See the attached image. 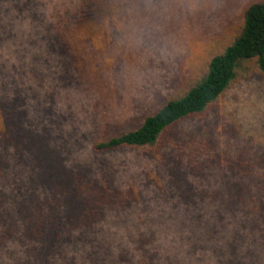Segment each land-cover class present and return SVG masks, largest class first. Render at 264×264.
I'll list each match as a JSON object with an SVG mask.
<instances>
[{
    "label": "rangeland",
    "instance_id": "obj_1",
    "mask_svg": "<svg viewBox=\"0 0 264 264\" xmlns=\"http://www.w3.org/2000/svg\"><path fill=\"white\" fill-rule=\"evenodd\" d=\"M130 1L116 33L105 28L92 33L101 27L87 26L73 35L78 49L58 57V31L71 29L61 24L46 33L40 54L23 49L39 53L41 46L16 42L7 59L12 66L0 69L3 93L25 89V119L37 123L40 134H58V146L48 139V149L39 146L42 151L121 188H144L135 205L111 209L100 225L96 237L106 249L102 264H133L138 239L153 233L158 238L148 245L159 247L164 261L167 250L173 256L171 238L180 234L175 225L197 223L191 210L200 213L209 194L235 183L233 164L264 155V75L259 74L235 82L206 117L180 122L160 149L93 151L98 137L137 126L222 48L248 4L264 0ZM37 65L44 67L43 75ZM62 73L64 79L58 76ZM47 115L56 117L54 123L42 127ZM72 129L80 134L65 132ZM192 226L184 230L191 233ZM72 246L77 262L90 261V244ZM120 252L127 254L125 260L118 259Z\"/></svg>",
    "mask_w": 264,
    "mask_h": 264
},
{
    "label": "trees",
    "instance_id": "obj_2",
    "mask_svg": "<svg viewBox=\"0 0 264 264\" xmlns=\"http://www.w3.org/2000/svg\"><path fill=\"white\" fill-rule=\"evenodd\" d=\"M128 3L131 1L0 0V69L12 66L7 59L16 42L41 46L46 33L50 35L61 24L76 31H58V57L78 49L73 35L87 26L101 27L92 33H100L104 28L116 33L118 23L127 18ZM234 31L226 36L219 51L158 107L147 112L137 126L98 137L93 151L160 149L175 126L186 119L206 117L235 82L254 74L264 75V1L248 4ZM40 49L39 53L33 48L23 50L40 54L42 46ZM37 66L43 75L40 69L44 67ZM13 67L18 69L17 64ZM64 75L58 74L61 79ZM12 80L9 78L8 83ZM24 85L29 86L26 82ZM2 91L0 264H80L72 246L78 242L92 246L87 253L90 261L83 264H102L106 249L96 237L100 225L111 209L135 205L136 196H144V188H121L111 180L88 175V169H79L74 161L68 164L57 160L50 150L42 151L39 146L46 149L48 139L58 146V134H40L38 124L25 119V89L16 86L13 92ZM55 118L45 116L46 123L41 126L53 124ZM76 131L65 130L78 136ZM232 168L236 171L235 183L209 194L200 213L198 209L191 210L197 215V223L192 226L193 223L180 221L175 225L180 234L171 238L173 256L168 250L165 253L169 262L160 257L159 247L148 245V240L158 238L156 233L141 235L131 262L264 264V155L249 156ZM188 226H192L191 233L184 230ZM125 255L120 252L118 259Z\"/></svg>",
    "mask_w": 264,
    "mask_h": 264
}]
</instances>
